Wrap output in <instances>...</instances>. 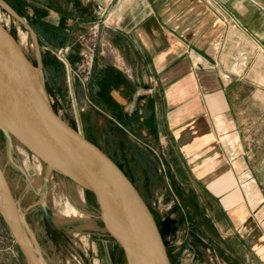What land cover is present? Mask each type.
I'll list each match as a JSON object with an SVG mask.
<instances>
[{
    "label": "rangeland",
    "instance_id": "obj_1",
    "mask_svg": "<svg viewBox=\"0 0 264 264\" xmlns=\"http://www.w3.org/2000/svg\"><path fill=\"white\" fill-rule=\"evenodd\" d=\"M36 1L0 0V23L39 69L53 110L71 127L78 128L131 180L156 224L163 227L170 263L264 264V109L258 106L264 97H256L257 107L250 109L252 119L244 125L243 137L246 133L247 139L242 137L239 186L243 196L231 220L216 204L213 218L214 201L196 186L175 189L172 172L159 166L155 140L140 139L141 129L136 124L128 128L119 117L116 122L108 108L95 102L92 74L88 85L80 81L76 71L80 58L75 67L69 62L68 56L74 50L81 56L83 45L90 42L95 14L84 25H64L63 21L56 24ZM101 30L97 45L102 46H98L95 55L111 56L112 49L103 42ZM47 33L54 40L47 39ZM62 33L70 36V44L62 42ZM60 50L64 51L62 59L58 55ZM258 62L264 67L263 56ZM257 82L264 84V76ZM149 94L141 92L138 99ZM11 139L8 141L0 132V169L35 263L126 264L121 248L105 231L91 194L80 187V200L71 181L49 170ZM193 190L198 202L192 198ZM66 202L76 214L56 226L52 217L64 212ZM88 207L96 210V225L88 217ZM2 210L0 206V264H27ZM166 220L172 221L170 225H164ZM95 226L98 230L92 228Z\"/></svg>",
    "mask_w": 264,
    "mask_h": 264
},
{
    "label": "crops",
    "instance_id": "obj_2",
    "mask_svg": "<svg viewBox=\"0 0 264 264\" xmlns=\"http://www.w3.org/2000/svg\"><path fill=\"white\" fill-rule=\"evenodd\" d=\"M37 1L64 25H84L98 6L107 9L117 25L101 30L112 55L96 54L95 102L128 128L140 127L143 141L155 140L175 189L200 188L214 201L213 218L216 204L231 220L243 196L244 125L256 97H264L257 82L264 76V0ZM79 58L75 50L68 56L74 67ZM141 92L150 94L138 99ZM258 106L264 109V99ZM192 198L199 201L195 191ZM87 209L96 225V210Z\"/></svg>",
    "mask_w": 264,
    "mask_h": 264
},
{
    "label": "water",
    "instance_id": "obj_3",
    "mask_svg": "<svg viewBox=\"0 0 264 264\" xmlns=\"http://www.w3.org/2000/svg\"><path fill=\"white\" fill-rule=\"evenodd\" d=\"M0 132L91 194L99 219L121 248L126 264H171L154 217L134 185L102 150L53 110L39 69L1 23ZM0 183L16 241L27 264H36L1 169Z\"/></svg>",
    "mask_w": 264,
    "mask_h": 264
},
{
    "label": "built area",
    "instance_id": "obj_4",
    "mask_svg": "<svg viewBox=\"0 0 264 264\" xmlns=\"http://www.w3.org/2000/svg\"><path fill=\"white\" fill-rule=\"evenodd\" d=\"M116 21L112 19L111 14L107 12V9L104 6H98L95 11V20L91 22L90 33V42H87L83 45V50L81 52L80 61L77 67V74L80 77V81L85 86L89 83V78L92 74L93 64L95 60V53L98 48L97 40L100 37L101 28L108 30L116 29ZM64 51L60 50L58 55L63 58Z\"/></svg>",
    "mask_w": 264,
    "mask_h": 264
},
{
    "label": "bare ground",
    "instance_id": "obj_5",
    "mask_svg": "<svg viewBox=\"0 0 264 264\" xmlns=\"http://www.w3.org/2000/svg\"><path fill=\"white\" fill-rule=\"evenodd\" d=\"M32 35V34H31ZM34 36V35H33ZM32 36V37H33ZM33 40H35V39H33ZM34 44V43H33ZM35 44H36V42H35ZM34 46V45H33ZM37 46V45H36ZM35 46V47H36ZM12 140V139H11ZM20 148V147H19ZM73 185V188L75 189V191L78 193V198L80 199L81 198V196H80V194H79V192L77 191V189H79L80 187L78 186V185H76V184H72ZM69 186V185H68ZM70 187V186H69ZM2 191H3V188H2V184L0 183V206L2 207V209L4 210V213L7 215V214H9V209H8V206H7V199H6V195L4 196V193H2ZM82 194V193H81ZM80 200H83V198L82 199H80ZM7 209H8V211H7ZM2 210V211H3ZM74 214H76V211L74 210V208L71 206V204H69L68 202H66L65 203V210H64V212H61V213H56V214H54L53 215V224L54 225H61V224H63V222L67 219V218H69L70 216H72V215H74ZM92 225V224H91ZM27 246H28V250H29V252H30V254L32 255V257H33V254H32V251H31V249H30V247H29V245L28 244H26ZM34 259V258H33Z\"/></svg>",
    "mask_w": 264,
    "mask_h": 264
},
{
    "label": "trees",
    "instance_id": "obj_6",
    "mask_svg": "<svg viewBox=\"0 0 264 264\" xmlns=\"http://www.w3.org/2000/svg\"><path fill=\"white\" fill-rule=\"evenodd\" d=\"M122 170V169H121ZM129 179V178H128ZM130 180V179H129ZM131 181V180H130ZM172 221L171 220H166L165 221V223H164V225L166 224V225H170V223H171ZM157 225V224H156ZM157 228H158V231H159V233H160V236H161V238H162V240H163V242H164V232H163V227H160V226H158L157 225ZM164 246H165V248H166V245H165V243H164Z\"/></svg>",
    "mask_w": 264,
    "mask_h": 264
}]
</instances>
